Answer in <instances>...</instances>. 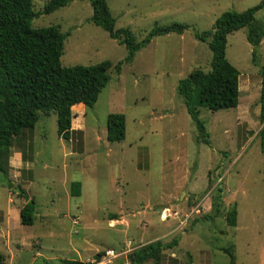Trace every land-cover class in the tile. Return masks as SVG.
Here are the masks:
<instances>
[{
	"label": "rangeland",
	"instance_id": "rangeland-1",
	"mask_svg": "<svg viewBox=\"0 0 264 264\" xmlns=\"http://www.w3.org/2000/svg\"><path fill=\"white\" fill-rule=\"evenodd\" d=\"M47 1L32 0L33 9L41 11ZM260 1L106 0L115 28H129L138 40L155 25L189 24L181 34L153 37L130 62L123 61L118 74L114 64L127 50L90 21V0H69L31 21L33 27L57 24L67 33L62 65L107 59L112 67L95 103L72 110L69 140L58 136L53 112L13 140L11 187L0 173V254L7 263L93 264L108 249L176 237L177 244L163 250L161 264H231L224 248L232 252L233 264H264L258 70L264 65V38L253 46L245 26L227 35L225 56L238 70L239 102L234 108H199L208 143L176 92L180 78L210 68L211 51L193 33L211 28L225 10ZM255 18L264 21V8ZM111 112L125 116V136L118 142L106 138ZM22 194L33 197L35 218L31 225L17 220L14 227V210L26 202ZM218 199L219 213L202 218ZM233 206L236 225L229 226L225 213ZM111 264H127L126 256Z\"/></svg>",
	"mask_w": 264,
	"mask_h": 264
},
{
	"label": "trees",
	"instance_id": "trees-1",
	"mask_svg": "<svg viewBox=\"0 0 264 264\" xmlns=\"http://www.w3.org/2000/svg\"><path fill=\"white\" fill-rule=\"evenodd\" d=\"M69 0H48L41 11L33 9L32 0H0V173L1 181L11 187L7 172L13 140L23 129H32L41 115L56 114L57 134L69 140L71 137L72 110L76 107H91L101 90L110 79L112 62L102 60L83 65H62L60 57L67 33L59 26L33 27L31 21L40 13H51L66 5ZM92 15L90 21L104 29L108 35L123 44L127 54L114 64L116 74L120 72L123 61L130 62L135 53L146 46L158 35L168 33L181 34L189 24L174 21L165 25H155L140 40L127 27L115 28V17L112 15L106 0H90ZM264 8V0L258 4L237 11H223L214 21L211 28L195 31L194 37L205 42L211 51L210 68L206 71L193 69L180 78L176 92L182 99L186 111L200 138L208 143V133L204 121L199 117V108L209 110L234 108L238 105L239 79L238 70L226 59L225 48L227 35L241 27H247V41L256 46L264 38V21L257 20L255 14ZM255 51L252 60L255 62ZM260 95L259 120L264 123V65L259 67ZM262 150H264V129L260 131ZM125 136V116L120 112L108 113L106 118V138L118 142ZM79 186V184H75ZM19 191L22 190L18 187ZM19 210L22 224L34 222L36 204L33 198ZM220 200L212 202L213 211L201 215L202 218H213L220 211ZM237 210L231 207L225 213L229 226L236 225ZM178 239L172 237L163 242L159 239L140 244L126 254L129 264H161L163 250L172 248ZM230 263L234 256L227 248ZM101 253H97L96 259ZM0 264H9L0 254ZM34 264V263H30ZM53 264V263H42ZM61 264H84L79 260L62 259Z\"/></svg>",
	"mask_w": 264,
	"mask_h": 264
},
{
	"label": "built area",
	"instance_id": "built-area-1",
	"mask_svg": "<svg viewBox=\"0 0 264 264\" xmlns=\"http://www.w3.org/2000/svg\"><path fill=\"white\" fill-rule=\"evenodd\" d=\"M166 209V208H165ZM132 249L131 247H121L119 251L115 252L113 249L106 250L93 264H111V261L114 259V257H118L121 255H125L130 252ZM127 264H129L126 261Z\"/></svg>",
	"mask_w": 264,
	"mask_h": 264
},
{
	"label": "crops",
	"instance_id": "crops-1",
	"mask_svg": "<svg viewBox=\"0 0 264 264\" xmlns=\"http://www.w3.org/2000/svg\"><path fill=\"white\" fill-rule=\"evenodd\" d=\"M73 128V127H72ZM13 161H16V159H14ZM31 198H33V197H31ZM29 199V198H28ZM162 205H164V209L166 208V203H163ZM8 210V209H7ZM19 210H20V208H18V209H15L14 210V213H15V215H16V219H15V221L13 222V224L11 225V226H14V227H16L17 226V222L19 221L20 222V219H19V217H18V215H19ZM9 212V211H8ZM9 216V215H8ZM9 219V218H8ZM18 220V221H17ZM7 222H8V220H7ZM10 225V224H9ZM6 226L8 227V225L6 224ZM155 239V238H154ZM158 239V238H157ZM156 240V239H155ZM9 264H11V263H9ZM170 264H179V263H177V262H172V263H170ZM203 264H206V263H203Z\"/></svg>",
	"mask_w": 264,
	"mask_h": 264
}]
</instances>
